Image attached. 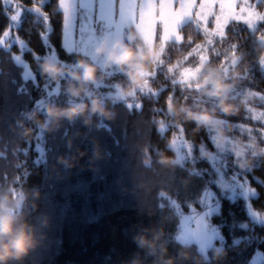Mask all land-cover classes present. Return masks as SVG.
<instances>
[{"label": "trees", "instance_id": "obj_1", "mask_svg": "<svg viewBox=\"0 0 264 264\" xmlns=\"http://www.w3.org/2000/svg\"><path fill=\"white\" fill-rule=\"evenodd\" d=\"M11 1L0 0V39L15 6L23 13L0 45V209L15 216L34 244L7 264H249L258 250L264 252V222L250 216L246 197L231 199L217 183L221 176L246 173L259 193L249 203L264 210V154L247 152L243 163L233 153L220 156L225 164L209 158L226 136L247 138L264 127L255 113L264 112V19L254 31L231 22L209 48L203 72L189 80L179 71L185 62L200 61L185 56L205 35L184 23L181 43L168 45L163 62L151 60L141 80L124 68L108 73L84 54L68 51L59 0ZM126 42L148 52L138 35H126ZM17 53L31 76L15 60ZM48 54L63 69L56 76L42 71ZM81 61L95 66L96 79L73 96L70 89L80 84L72 74L81 71ZM216 80L230 85V114L221 110V98L208 94ZM95 98L107 115L89 112L59 121L48 116L50 107ZM181 108L207 110L215 119L201 124L178 114ZM173 139L182 143L183 160L176 159ZM210 188L221 200L211 218L224 243L209 248L207 257L196 243L176 236L180 212L199 208Z\"/></svg>", "mask_w": 264, "mask_h": 264}, {"label": "rangeland", "instance_id": "obj_2", "mask_svg": "<svg viewBox=\"0 0 264 264\" xmlns=\"http://www.w3.org/2000/svg\"><path fill=\"white\" fill-rule=\"evenodd\" d=\"M11 3L12 1L8 0L7 4ZM187 3L189 0H175V6L173 0H91L88 3L83 0H59V7L63 12V45L68 51L80 52L108 73H113L123 68L109 63L108 52L119 41L127 44L126 35L130 39L137 35L141 37L145 49L152 53L151 60L155 64L164 61L170 43H181V26L192 22L205 35V40L203 44L194 46L185 56L189 60L196 55L200 60H194L199 62L193 66H187L185 62V66L179 71L181 78L189 80L196 79L203 72L204 64L209 59V48L216 39L225 35L231 22H243L254 31L264 19V0H200L199 4L194 5L195 11H185ZM229 7L230 10H227ZM22 13V7L15 6L14 11L10 13V28L18 26ZM173 19L175 22L171 23ZM10 28L0 39V45H4L9 38ZM15 40L18 39L11 38V42ZM260 40L264 44V35H261ZM105 45L106 51L98 54L97 49ZM24 48L25 45L22 44V50ZM45 58L55 63L53 54H48ZM15 60L24 67L26 77L32 75V69L21 53L15 55ZM181 64L184 65L182 62ZM181 64L177 63L178 66ZM261 67L264 69V54ZM255 113L264 124V112ZM253 132L248 133L247 138L226 136L216 142L218 154L209 153L210 160L225 164L220 156L233 153L243 163L247 152L252 153V156L264 154V127ZM181 145L177 139L171 142L179 161L183 160ZM218 163L217 165L221 166ZM218 172L220 175L225 173L221 168H218ZM217 183L225 187L224 192L231 199L238 195L246 197L250 216L256 222H264V210L254 208L249 203L250 198H255L259 193L246 173L237 172L232 174L231 178L221 176ZM174 204L178 203L174 201ZM200 205L199 208L191 206L190 210L180 212V228L176 238L182 243H196L199 251L208 257L209 248L223 247L221 231L211 218L213 214L220 212L222 206L220 198L212 188L203 193ZM249 264H264V252L258 250L250 258Z\"/></svg>", "mask_w": 264, "mask_h": 264}, {"label": "clouds", "instance_id": "obj_3", "mask_svg": "<svg viewBox=\"0 0 264 264\" xmlns=\"http://www.w3.org/2000/svg\"><path fill=\"white\" fill-rule=\"evenodd\" d=\"M105 51L106 45L97 49L98 54H103ZM151 57L152 53L140 52L123 41L117 42L112 50L108 52L109 63L124 68L130 77L141 80L143 79L142 72L150 67ZM41 67L43 72L52 76H56L63 71L59 65L51 61H46ZM80 67V72L72 74L73 79L80 84V86H73L70 89L73 96H79L82 92H86L83 86L94 82L96 79V68L94 65L81 61ZM229 87L230 85L225 84L222 80H216L208 93L210 96L221 98L220 108L226 114L234 111V106L226 103V93ZM89 112L108 114L103 102L99 98H95L90 104H71L66 108L50 107L48 116L55 121L61 119L73 120ZM180 113H183L186 119H193L201 124L211 123L215 119L214 115L207 110L197 113L192 112L188 108H181L178 114ZM6 237L8 238L7 241L5 240ZM33 244L32 235L26 228H18L15 216L9 215L0 209V264H7L8 260L19 258L20 255L27 253Z\"/></svg>", "mask_w": 264, "mask_h": 264}, {"label": "snow or ice", "instance_id": "obj_4", "mask_svg": "<svg viewBox=\"0 0 264 264\" xmlns=\"http://www.w3.org/2000/svg\"><path fill=\"white\" fill-rule=\"evenodd\" d=\"M83 2L88 3V2H91V0H83ZM199 3H200V0H189V3H187L185 5V11H187L188 9H192L193 11H195L196 9H195L194 5L199 4ZM173 5L175 6V0H173ZM227 10H230V7ZM174 22H175V20L173 19L171 21V23H174ZM74 35L75 34L73 33V37H74Z\"/></svg>", "mask_w": 264, "mask_h": 264}]
</instances>
